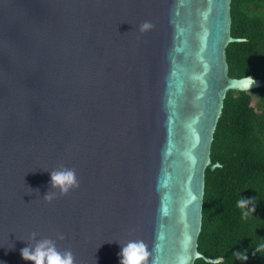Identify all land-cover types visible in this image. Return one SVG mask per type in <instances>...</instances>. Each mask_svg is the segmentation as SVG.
<instances>
[{
    "label": "water",
    "instance_id": "95a60500",
    "mask_svg": "<svg viewBox=\"0 0 264 264\" xmlns=\"http://www.w3.org/2000/svg\"><path fill=\"white\" fill-rule=\"evenodd\" d=\"M230 3L0 0V264H31L33 233L74 264H120L130 240L148 264L203 257L226 93L262 85L228 75ZM61 166L79 184L46 200Z\"/></svg>",
    "mask_w": 264,
    "mask_h": 264
},
{
    "label": "trees",
    "instance_id": "16d2710c",
    "mask_svg": "<svg viewBox=\"0 0 264 264\" xmlns=\"http://www.w3.org/2000/svg\"><path fill=\"white\" fill-rule=\"evenodd\" d=\"M226 47L228 75L251 76L262 85L250 91L226 93L211 143V163L205 169L201 231L193 264H264V0H231ZM257 98L256 108L251 105ZM239 197L253 198L254 211L242 216ZM247 207H252L249 204ZM246 251L247 260L234 255Z\"/></svg>",
    "mask_w": 264,
    "mask_h": 264
},
{
    "label": "clouds",
    "instance_id": "9594fccd",
    "mask_svg": "<svg viewBox=\"0 0 264 264\" xmlns=\"http://www.w3.org/2000/svg\"><path fill=\"white\" fill-rule=\"evenodd\" d=\"M149 21L143 22L139 27L141 31L147 30L151 27ZM250 81L249 88L254 80L251 76H245ZM50 185L52 191L45 196L46 200H52L57 193L63 195L71 189L78 186L79 181L74 168L61 166L53 169L49 173ZM253 198L245 199L239 197L237 205L242 209V216L247 217L252 213L255 204H252ZM249 204L252 207H247ZM33 233L34 243L27 244L20 250V255L24 260L30 261L31 264H74V256L70 249L59 250L56 246L55 240L44 237L40 239L35 238ZM264 250V243H261L254 249L257 253ZM150 255L146 245L141 240H130L121 245L119 258L120 264H148V256ZM235 257L241 261L247 260V252L240 251L234 253ZM155 264V261H153Z\"/></svg>",
    "mask_w": 264,
    "mask_h": 264
},
{
    "label": "rangeland",
    "instance_id": "374dc122",
    "mask_svg": "<svg viewBox=\"0 0 264 264\" xmlns=\"http://www.w3.org/2000/svg\"><path fill=\"white\" fill-rule=\"evenodd\" d=\"M256 104H257V98L253 97L251 105L256 108Z\"/></svg>",
    "mask_w": 264,
    "mask_h": 264
}]
</instances>
